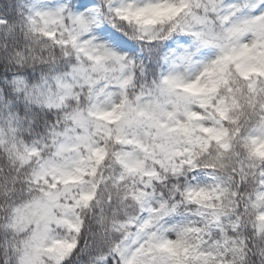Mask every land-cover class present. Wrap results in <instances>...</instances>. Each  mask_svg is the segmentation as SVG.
I'll list each match as a JSON object with an SVG mask.
<instances>
[{"label": "clouds", "instance_id": "9594fccd", "mask_svg": "<svg viewBox=\"0 0 264 264\" xmlns=\"http://www.w3.org/2000/svg\"><path fill=\"white\" fill-rule=\"evenodd\" d=\"M0 264H264V0H0Z\"/></svg>", "mask_w": 264, "mask_h": 264}]
</instances>
